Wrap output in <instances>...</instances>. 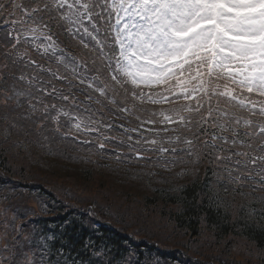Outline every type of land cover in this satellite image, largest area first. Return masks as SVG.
I'll return each mask as SVG.
<instances>
[{"label": "snow or ice", "instance_id": "1", "mask_svg": "<svg viewBox=\"0 0 264 264\" xmlns=\"http://www.w3.org/2000/svg\"><path fill=\"white\" fill-rule=\"evenodd\" d=\"M0 124L119 164L207 159L217 184L264 203V0H0ZM13 195L0 194V264H98L26 232Z\"/></svg>", "mask_w": 264, "mask_h": 264}, {"label": "trees", "instance_id": "2", "mask_svg": "<svg viewBox=\"0 0 264 264\" xmlns=\"http://www.w3.org/2000/svg\"><path fill=\"white\" fill-rule=\"evenodd\" d=\"M5 141L8 142L9 140L5 139ZM180 165L183 167L182 169L162 174L160 184L151 185V192L145 198L147 211H150L151 208L160 210L162 212L160 220L171 226H168L167 234L171 233V235L188 237L186 240L179 242L172 241V245L169 246L181 251L183 256L194 249L195 246L193 245L199 243L201 235L207 234L208 237H211V240H207L206 244H204L210 249L216 244L214 243L215 241L236 238L243 241H236L243 248L235 254L242 263L264 264V215H261L264 203L255 199L261 194L242 195L241 193L249 192L245 188L241 189L242 191L237 190L238 192L232 191L230 197L227 193L229 189L225 191L226 185L222 181L217 184L216 177L213 175L212 165L209 164L207 159L201 160L198 164L186 162ZM185 165L187 166L184 167ZM0 168L10 174L17 172L16 169H12L8 165L3 149H0ZM18 172L22 174L20 169ZM85 173L87 174L88 171ZM78 177L80 178L81 176ZM89 178L85 177L84 174L80 181L85 182ZM106 208H110V206L104 207L105 210ZM253 210H255L256 214L250 215ZM110 211L112 212V210ZM112 213L117 216L116 213ZM67 221H71L68 227H63L64 221L59 228L50 233L57 236V240L53 244V251L58 247H63L66 254H70V258L79 253L78 258L85 260L91 258L93 261H97L98 264L99 262L106 264V261L113 256L116 257L113 264H124V260H121V257L127 260L128 258L134 259L136 254H139V256L143 255V252H136L132 244L126 247L125 244H130V242L124 241L121 235L115 231L104 232L102 230L84 228V222L77 218H71V220ZM136 224H138L137 220L130 224L132 226L130 228H134L133 232L135 230L141 232L142 229ZM156 226L158 228L161 227L158 224ZM124 228H128V226L124 225ZM61 240H63V244H61ZM152 240L158 242L155 239ZM89 241L101 253H107V255L97 258L93 252L82 247ZM234 245L235 242L233 240L226 242L223 251ZM245 247L247 249L245 254H243L242 250ZM213 248L215 249V247ZM131 250H134L135 253L133 254ZM156 251L153 248V251L149 252L148 255L157 254ZM224 253L226 252L221 254ZM221 254L214 255L210 259L206 258V261H210L213 264H240L231 258H223ZM157 255L160 256V254ZM157 259L159 264H161L160 259ZM157 259L151 258L150 264H156ZM164 259L166 261V256ZM144 262L145 260L142 263L144 264Z\"/></svg>", "mask_w": 264, "mask_h": 264}, {"label": "rangeland", "instance_id": "3", "mask_svg": "<svg viewBox=\"0 0 264 264\" xmlns=\"http://www.w3.org/2000/svg\"><path fill=\"white\" fill-rule=\"evenodd\" d=\"M0 128H2V124H0ZM1 138H4L2 134H0ZM7 139L13 145L2 143L0 149L4 150V156L9 166L12 169H16L17 172L14 175L16 178L24 182H38L44 187H55L62 193L64 190L68 191L72 194V197L68 199L77 201L78 196V198H82V201L92 203L97 211H103V205L110 206L107 211L111 212L110 210H112V212L116 213L118 219L122 218L125 221L126 226L132 227L130 224L137 220L138 224L136 225L142 229L141 232L144 234L142 236L146 235L148 239H155L161 245L171 246L172 241L179 242L188 238L181 235H170L171 233L167 234L164 229L158 228L154 224L156 221H160L161 224L166 223L160 220L162 212L153 208L147 211V207H145L147 203L145 198L151 192L150 186L159 183L158 176L147 178L149 176H145L142 173V169H133L134 174L119 169L97 168L87 164L79 165L62 159H52L44 156L41 151L26 143L15 132L9 135ZM19 169L22 174L18 172ZM86 171H88L87 174L85 173ZM84 174L85 177L90 178L85 182H81L80 179H82ZM138 174H141V177ZM78 176L81 177L79 178ZM63 205H65L64 202ZM121 214L123 215L119 217ZM121 225L124 227V224ZM207 240H211V237H208L207 234L201 235L199 243L193 245L195 247L190 251V255L210 259L214 255L217 256L222 252H226L221 254L223 258H231L240 264H244L235 256L236 252H240L243 248L242 245L237 243L242 240L227 238L223 241H215L214 243L216 244L213 246L215 249L213 247L210 249L204 245ZM230 240H233L235 245L229 246L223 251L225 243ZM246 249L247 247L242 250L243 254H245Z\"/></svg>", "mask_w": 264, "mask_h": 264}]
</instances>
